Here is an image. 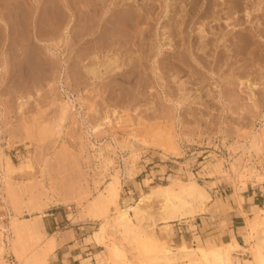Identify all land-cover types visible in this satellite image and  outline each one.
I'll return each mask as SVG.
<instances>
[{
  "label": "rangeland",
  "instance_id": "374dc122",
  "mask_svg": "<svg viewBox=\"0 0 264 264\" xmlns=\"http://www.w3.org/2000/svg\"><path fill=\"white\" fill-rule=\"evenodd\" d=\"M80 1L0 0V264L95 263L99 253L108 264L110 243L98 246L88 239L104 221L113 229L114 206L95 210L91 203L114 178L117 208H123L158 185L191 175L210 195L205 210L166 231L155 218L154 234L170 236L172 248L194 246V236L211 237L214 245L231 236L245 245L246 220L264 208V0H209L213 9L207 12L191 10L192 0H106L96 6L95 0ZM118 3L133 10L150 3L151 13L135 26L126 16L130 12L118 7L112 25L103 28L96 21L102 11L112 15ZM202 35L218 39L205 56L196 49ZM64 102L70 104L65 118ZM5 161L15 171L7 173ZM159 206L153 199L141 209L156 217ZM41 213L36 235L31 224ZM53 236L56 247L49 253L44 247ZM116 239L125 246L124 262L143 261L135 244ZM247 259L237 254L234 264Z\"/></svg>",
  "mask_w": 264,
  "mask_h": 264
},
{
  "label": "bare ground",
  "instance_id": "6f19581e",
  "mask_svg": "<svg viewBox=\"0 0 264 264\" xmlns=\"http://www.w3.org/2000/svg\"><path fill=\"white\" fill-rule=\"evenodd\" d=\"M41 1V0H40ZM71 1V0H70ZM85 1V0H84ZM83 0H81L80 2H84ZM90 1V0H89ZM94 1V0H92ZM104 1L106 0H95V3L93 2V5L95 4H103ZM146 1V0H145ZM180 0H175V3L179 2ZM183 1V0H182ZM186 1V0H185ZM188 1V0H187ZM186 1V2H187ZM199 1L200 0H192L188 1L190 5V9H196L197 12H200V9H203V12H207L208 10H210L211 8L213 9V6L211 5V2L209 0L205 1L202 3V5H205V7L203 8L202 5H199ZM214 1V0H213ZM19 2V1H18ZM31 2V1H30ZM46 2V1H45ZM78 2V1H77ZM75 2V3H77ZM91 2V1H90ZM89 2V5H90ZM117 2V1H116ZM130 2V1H128ZM135 2V1H134ZM137 2V1H136ZM142 2V1H141ZM148 2V1H147ZM172 2V1H171ZM187 2V3H188ZM216 2V1H215ZM7 3V1H6ZM16 3V2H15ZM23 3V2H21ZM160 3V2H159ZM181 3V2H180ZM220 3V2H219ZM237 3V2H236ZM2 4V3H1ZM0 4V5H1ZM14 4V3H13ZM19 4V3H18ZM51 4V3H50ZM79 4V3H78ZM86 3H84L85 5ZM92 4V3H91ZM123 4V3H122ZM132 4V3H131ZM150 3H145L146 6H148L147 8H144V6L138 7L136 9L133 10V8L131 7V5H128L126 3H124L123 5L121 4H115L114 7H112L113 9H111V13L112 15H106L107 11L103 12L101 14V21H96L98 22L99 25H101L102 27H108V25H110V23H112V20H110L112 17H116L119 14V10H124V12H130L131 16H128L130 21L134 22V25L137 26L138 23H140V21L144 18L147 17V15H149L151 13L150 9ZM170 4V3H169ZM215 4V3H214ZM213 4V5H214ZM217 4V3H216ZM4 5V4H3ZM12 5V4H10ZM16 5V4H15ZM33 5V4H32ZM91 5V6H93ZM139 5V4H138ZM14 6V5H13ZM18 6V5H17ZM34 6V5H33ZM51 6V5H50ZM59 6V5H58ZM74 6V5H73ZM88 6V5H87ZM90 6V7H91ZM145 6V7H146ZM153 6V5H152ZM15 7V6H14ZM25 7V6H24ZM31 7V5H30ZM46 7V6H45ZM54 8V6H52ZM71 7V6H70ZM98 7V6H97ZM119 7V8H118ZM136 7V6H135ZM18 8V7H17ZM21 8V7H20ZM32 8V7H31ZM47 8V7H46ZM51 8V7H50ZM60 8V6H59ZM58 8V9H59ZM92 8V7H91ZM96 8V7H95ZM100 9V6L98 7ZM97 8V10H98ZM115 8V9H114ZM118 8V9H116ZM178 8V7H177ZM188 8V7H187ZM24 9V8H23ZM48 9V8H47ZM62 9V8H61ZM69 9V8H68ZM71 9V8H70ZM155 9V8H154ZM184 9V8H183ZM1 10V8H0ZM25 10V9H24ZM82 10V9H81ZM89 10V9H88ZM102 10V9H101ZM118 10V11H117ZM133 12H132V11ZM136 10V11H135ZM152 10V9H151ZM156 10V9H155ZM161 10V9H160ZM163 10V9H162ZM179 10V8L177 9ZM186 10V9H185ZM31 11V10H30ZM34 11V9H33ZM36 11V10H35ZM48 11V10H47ZM50 11V10H49ZM48 11V12H49ZM74 11V10H73ZM96 11V10H95ZM150 11V13H149ZM174 11V10H173ZM172 11V12H173ZM190 11V10H189ZM187 11V12H189ZM195 11V10H194ZM218 11V10H217ZM6 12V11H5ZM56 12V10H55ZM60 12V10H59ZM72 12V10H71ZM81 12V11H80ZM118 12V14H117ZM122 12V13H124ZM132 12V13H131ZM161 12V11H160ZM170 12V11H169ZM14 13V12H13ZM52 13V12H51ZM54 13V12H53ZM61 13V12H60ZM84 13V12H83ZM91 13V12H90ZM134 13V14H133ZM149 13V14H148ZM191 13V12H190ZM194 13V12H192ZM209 13V12H208ZM217 13V12H216ZM2 14V13H0ZM5 14V13H4ZM21 14V13H20ZM25 14V13H24ZM28 14V13H27ZM58 14V13H57ZM77 14V13H76ZM88 14V13H87ZM161 14V13H160ZM13 15V14H12ZM19 15V14H18ZM45 15V14H44ZM43 15V16H44ZM48 15V14H47ZM53 15V14H52ZM63 16V14H60ZM74 15V14H73ZM80 15V14H79ZM98 15V14H97ZM174 15V13H173ZM172 15V16H173ZM175 15H178V12L175 11ZM57 16V15H56ZM61 16V17H62ZM77 16V15H76ZM88 16V15H87ZM154 16V15H153ZM194 16V15H193ZM200 16V14H199ZM204 16V15H203ZM15 17V16H14ZM21 17V16H20ZM51 17V16H50ZM60 17V18H61ZM65 17V16H64ZM84 17V16H83ZM100 17V16H99ZM125 17V16H124ZM149 17V16H148ZM152 17V16H151ZM187 17V16H186ZM202 17V15H201ZM7 18V17H6ZM12 18V17H11ZM31 18V17H30ZM35 18V17H34ZM53 18V17H52ZM79 18V17H78ZM94 18V17H93ZM123 18V17H122ZM171 18V17H169ZM176 18V17H175ZM178 18V17H177ZM189 18V17H188ZM199 18V17H198ZM28 19V18H27ZM55 19V17H54ZM53 19V20H54ZM70 19V18H69ZM87 19V18H86ZM85 19V20H86ZM118 19V18H117ZM120 20H123L121 18H119ZM156 19V18H155ZM183 19V18H182ZM56 20V19H55ZM66 20V19H65ZM88 20V19H87ZM125 20V19H124ZM189 20V19H187ZM9 21V20H8ZM28 21V20H26ZM43 21V20H42ZM90 21V20H89ZM116 21V20H115ZM128 21V19H127ZM126 21V22H127ZM182 21V20H181ZM92 22V20H91ZM101 22V23H100ZM119 23H121L120 21H118ZM124 22V21H123ZM125 22V23H126ZM129 22V21H128ZM179 22V21H178ZM183 22V21H182ZM30 23V22H29ZM39 23V22H38ZM58 23V22H56ZM76 23H80V22H76ZM75 23V24H76ZM85 23V22H84ZM83 23V24H84ZM115 23V22H114ZM148 23V22H147ZM164 23V22H163ZM180 23V22H179ZM8 24V23H7ZM17 24V23H16ZM23 24V23H22ZM36 24V23H35ZM45 24V23H44ZM82 24V23H81ZM133 24V23H132ZM167 24V23H166ZM177 24V23H176ZM188 24V23H187ZM1 25V24H0ZM47 25V24H45ZM50 25V24H48ZM79 25V24H77ZM92 25V24H91ZM112 25V24H111ZM110 25V26H111ZM146 25V24H145ZM155 25V24H154ZM165 25V24H164ZM27 26V25H26ZM85 26V25H83ZM98 26V25H97ZM149 26V25H148ZM167 26V25H166ZM169 26V25H168ZM175 26V25H174ZM202 26V25H201ZM44 27V26H42ZM49 26H47L48 28ZM82 27V26H81ZM87 27V26H86ZM101 27V29H103ZM118 27V26H117ZM116 27V28H117ZM123 27V26H122ZM153 27V26H152ZM162 27V26H161ZM17 28V27H16ZM75 28V27H74ZM91 28V27H90ZM115 28V29H116ZM120 28V27H119ZM204 28V27H203ZM9 29V28H8ZM96 29V28H94ZM122 29V28H121ZM127 29V28H126ZM146 29V28H145ZM150 29V28H148ZM147 29V31H148ZM165 29V28H163ZM167 29V27H166ZM165 29V30H166ZM170 29V28H169ZM184 29V28H183ZM12 30V29H11ZM21 30V29H20ZM29 30V29H28ZM49 30V29H48ZM89 30V27H88ZM93 30V29H92ZM98 30V27H97ZM107 30V29H105ZM120 30V29H119ZM118 30V31H119ZM143 30V29H142ZM178 30V29H177ZM200 30V29H199ZM43 31V30H42ZM62 31V30H61ZM80 31V30H79ZM113 31V30H112ZM115 31V30H114ZM173 31V30H172ZM13 32V31H12ZM18 32V31H17ZM37 32V31H36ZM85 32V31H84ZM123 32V31H122ZM154 32V31H153ZM151 32V33H153ZM170 32V31H169ZM168 32V33H169ZM9 33V32H8ZM29 33V32H28ZM40 33V32H38ZM74 33V32H73ZM90 33V32H89ZM93 33V32H92ZM95 33V32H94ZM93 33V34H94ZM121 33V32H120ZM128 33V32H127ZM136 33V31H135ZM162 33V31H161ZM167 33V32H166ZM171 33V32H170ZM186 33V32H185ZM202 34L204 33L203 30L201 32ZM200 33V35H201ZM43 34V33H42ZM80 34V33H79ZM86 34V33H84ZM103 34V33H102ZM107 34V32H106ZM113 34V33H112ZM116 34V33H115ZM114 34V35H115ZM145 34V32H144ZM142 34V35H144ZM4 35V34H3ZM30 35V33L28 34ZM72 35V34H70ZM96 35V34H95ZM111 35V34H110ZM122 35V34H121ZM129 35V34H128ZM127 35V36H128ZM138 35V34H137ZM140 35V34H139ZM146 35V34H145ZM164 35V34H163ZM185 35V34H184ZM199 35V34H198ZM205 35V34H204ZM9 36V35H8ZM81 36V35H80ZM85 36V35H84ZM98 36V35H97ZM130 36V35H129ZM183 36V35H182ZM189 36V35H188ZM40 37V36H39ZM50 37V36H49ZM99 37V36H98ZM112 37V36H111ZM164 37V36H162ZM179 37V36H178ZM197 37V36H196ZM200 37V36H199ZM202 37V41L200 40V42L197 44L195 42V44L189 43L188 45V52H191L192 49L194 48V45L197 44L196 49H198V51H201L204 56L206 53V50L208 52V47L209 46H217L215 45L218 41L217 40H211V39H204L205 36ZM9 38V37H8ZM17 38V36H16ZM26 38V37H25ZM41 38V37H40ZM46 38V36H45ZM55 38V37H54ZM71 38V37H70ZM94 38H96L94 36ZM129 38V37H128ZM127 38V39H128ZM132 38V37H131ZM169 38V37H168ZM166 38V39H168ZM194 38V37H193ZM219 38V37H218ZM13 39V38H11ZM15 39V38H14ZM82 39V38H80ZM88 39V38H87ZM107 39V38H106ZM105 39V40H106ZM111 39V38H110ZM142 39V38H141ZM154 39V38H153ZM163 39V38H162ZM187 39V37H186ZM199 39V38H198ZM21 40V38H20ZM33 40V39H30ZM38 40V39H37ZM40 40V39H39ZM44 40V38L42 39ZM69 40V39H68ZM84 40V39H83ZM90 40V39H89ZM93 40V39H92ZM102 40V39H100ZM104 40V41H105ZM124 40V39H123ZM132 40V39H131ZM137 40V39H136ZM143 40V39H142ZM147 40V39H146ZM152 40V39H151ZM188 40V39H187ZM1 41V40H0ZM24 41V40H23ZM29 41V40H28ZM34 41V40H33ZM122 41V40H121ZM148 41V40H147ZM171 41V40H170ZM199 41V40H198ZM243 41V40H242ZM66 42V41H65ZM93 42V41H92ZM95 42V41H94ZM109 42V41H108ZM114 42V41H113ZM116 42V41H115ZM123 42V41H122ZM126 42V40H125ZM124 42V44H126ZM144 42V41H142ZM197 42V41H196ZM58 43V42H57ZM73 43V41H72ZM85 43V42H84ZM89 43V42H88ZM87 43V44H88ZM149 43V42H148ZM169 43V42H168ZM90 44V43H89ZM94 44V43H93ZM92 44V45H93ZM108 44V43H107ZM71 45V44H69ZM84 45V44H83ZM153 45V44H152ZM227 45V44H225ZM24 46V45H23ZM97 46V45H96ZM99 46V45H98ZM138 47V45H136ZM135 46V47H136ZM141 46V45H140ZM155 46V45H154ZM171 46V45H170ZM169 46V47H170ZM49 47V46H48ZM47 47V48H48ZM63 47V46H62ZM88 47V46H87ZM91 47V46H90ZM95 47V46H94ZM109 47V46H108ZM112 47V46H111ZM129 47V45L127 46ZM164 47V46H163ZM55 48V47H54ZM81 48V47H80ZM104 48V46H103ZM106 48V47H105ZM118 48V46H117ZM153 48V46H152ZM51 49V47H50ZM87 49V48H86ZM97 49V48H96ZM111 49V48H110ZM125 49V48H124ZM146 49V48H145ZM175 49V48H174ZM24 50V49H23ZM93 50V49H92ZM113 50V49H112ZM111 50V51H112ZM120 50V49H119ZM129 50V49H128ZM152 50V49H151ZM179 50V49H178ZM78 51V50H76ZM80 51V50H79ZM96 51V50H95ZM108 51V50H107ZM106 51V52H107ZM126 51V49H125ZM146 51V50H145ZM165 51V50H164ZM174 51V50H173ZM180 51V50H179ZM23 52V51H22ZM63 52V51H62ZM104 52V51H103ZM110 52V51H109ZM152 52V51H150ZM149 52V54H150ZM183 52V50H182ZM200 52V53H201ZM78 53V52H76ZM87 53V52H85ZM95 53V52H94ZM120 53V52H119ZM148 53V52H147ZM154 53V52H153ZM168 53V52H167ZM170 53V52H169ZM178 53V52H177ZM195 54H197L194 51ZM23 54V53H22ZM69 54V53H68ZM83 54V53H82ZM81 54V55H82ZM139 54V53H138ZM144 54V53H143ZM180 54V53H179ZM199 54V52H198ZM222 54V53H221ZM233 54V53H232ZM105 55V54H104ZM123 55V54H122ZM130 55V54H129ZM137 55V54H136ZM168 55V54H166ZM20 56V55H19ZM22 56V55H21ZM74 56V55H73ZM76 56V55H75ZM87 56V55H86ZM94 56V55H93ZM92 56V58H93ZM121 56V55H118ZM165 56V55H164ZM174 56V55H173ZM183 56V54L181 53V57ZM204 56L200 55V56H196V59H201L202 57L204 58ZM221 56V55H220ZM85 57V56H83ZM82 57V58H83ZM90 57V56H89ZM95 57V56H94ZM166 57V56H165ZM171 57V56H170ZM178 57V56H176ZM187 57V56H186ZM217 57V56H216ZM96 58V57H95ZM124 58V57H123ZM146 58V57H145ZM175 58V57H174ZM173 58V59H174ZM138 59V58H137ZM168 59V58H167ZM172 59V57L170 58ZM176 59V58H175ZM188 59V58H187ZM26 60V59H25ZM74 60V59H73ZM90 60V59H89ZM133 60V59H132ZM131 60V62H132ZM135 60V57H134ZM133 60V61H134ZM162 60V59H161ZM179 60V59H178ZM83 61V60H82ZM94 61V60H93ZM124 61V60H123ZM136 61V60H135ZM160 61V60H159ZM168 61V60H167ZM177 61V60H176ZM180 61V60H179ZM183 61V60H182ZM207 61V60H206ZM217 61V60H216ZM223 61V60H222ZM73 62V61H72ZM78 62V60H77ZM88 62V61H86ZM125 62V61H124ZM141 63V61H139ZM162 62V61H161ZM164 62V61H163ZM173 62V60H172ZM96 63V62H95ZM94 63V65H95ZM104 63V62H103ZM119 63V62H118ZM139 63V64H140ZM167 63V62H166ZM171 62H169L170 64ZM185 63V62H184ZM73 64V63H72ZM105 64V63H104ZM108 64H110L108 62ZM107 64V66H108ZM114 64V63H113ZM112 64V65H113ZM117 64V62L115 63V65ZM121 64V63H120ZM160 64V63H159ZM175 64V63H174ZM217 64V62H216ZM69 65V64H68ZM74 65V64H73ZM91 65V63H90ZM103 65V64H102ZM134 65V64H133ZM158 65V64H157ZM168 65V64H167ZM171 65V64H170ZM177 65H179L177 63ZM192 65V64H191ZM190 65V66H191ZM23 66V65H22ZM21 66V67H22ZM25 66V65H24ZM100 66V65H99ZM104 66V65H103ZM119 66V65H118ZM117 66V67H118ZM131 66V65H129ZM181 66V65H180ZM179 66V67H180ZM187 66V65H186ZM19 67V68H21ZM38 67V66H37ZM78 67V66H77ZM91 67V66H90ZM102 67V66H101ZM106 67V66H105ZM114 67V65H113ZM116 67V66H115ZM134 67V66H133ZM140 67V66H139ZM148 67V66H147ZM169 67V66H168ZM173 67V64H172ZM175 67V66H174ZM192 67V66H191ZM217 67V66H216ZM27 68V67H26ZM82 68V67H81ZM96 68V66L94 67ZM94 68H88V72L89 74H92L94 76L97 75L98 71ZM112 68V67H111ZM125 68V67H124ZM127 68V66H126ZM125 68V69H126ZM135 68V67H134ZM143 68V66H142ZM182 68V67H180ZM196 68V67H195ZM67 69V67H66ZM72 69V68H71ZM85 69V68H83ZM116 69V68H115ZM137 69V68H136ZM144 69V68H143ZM142 69V70H143ZM188 69V68H187ZM215 69V68H214ZM18 70V69H17ZM28 70V69H27ZM107 70V69H106ZM111 70V69H110ZM124 70V69H123ZM145 70V69H144ZM154 70V69H153ZM164 70V69H163ZM166 70V69H165ZM186 70V69H185ZM194 70V69H193ZM21 71V70H20ZM77 71V70H76ZM155 71V70H154ZM176 72L180 73L181 70L177 67L175 68ZM74 72V71H73ZM103 72V71H102ZM115 72V71H114ZM137 72V70H136ZM142 72V71H141ZM166 72V71H165ZM197 72V71H196ZM28 73V72H27ZM68 73V72H67ZM80 73V71H79ZM110 73V72H109ZM120 73V71H119ZM145 73V72H144ZM141 74V75H144ZM155 73V72H154ZM22 74V73H20ZM81 74V73H80ZM115 74V73H114ZM123 74V73H122ZM132 74V73H131ZM147 74V73H146ZM200 74V73H199ZM108 75V74H107ZM195 75V74H194ZM18 76V75H17ZM69 76V74H68ZM109 76V75H108ZM107 76V77H108ZM160 76V75H159ZM76 77V76H75ZM78 77V76H77ZM82 77V76H81ZM111 77V76H110ZM114 77V76H112ZM128 77V76H127ZM138 77V76H137ZM148 77V76H147ZM177 77V76H176ZM181 77V76H180ZM195 77V76H194ZM203 77V76H202ZM26 78V77H25ZM92 78V77H91ZM123 78V77H122ZM134 78V77H133ZM136 78V77H135ZM143 78V77H142ZM151 78V76H150ZM190 78V77H189ZM80 79V78H79ZM78 79V80H79ZM103 79V78H102ZM121 79V78H120ZM118 79V80H120ZM174 79V78H173ZM198 79V78H197ZM131 80V79H130ZM141 80H145V79H141ZM117 81V80H116ZM121 81V80H120ZM137 81V80H136ZM147 81V80H146ZM81 82V81H80ZM112 82V81H111ZM124 82V81H123ZM198 82V81H197ZM132 83V82H131ZM141 83V82H140ZM186 83V82H185ZM86 84V82L84 83ZM115 84V83H114ZM133 84V83H132ZM147 84V82H146ZM250 84V83H249ZM112 85V84H111ZM179 85V84H178ZM247 85V84H245ZM114 86V85H113ZM141 86V85H140ZM251 86V85H249ZM254 86V85H253ZM181 87V86H180ZM116 88V87H114ZM251 88V87H250ZM112 89V88H111ZM107 90V89H106ZM113 90V89H112ZM115 90V89H114ZM210 90V89H209ZM208 90V92H209ZM138 91V90H136ZM102 92V91H101ZM106 92V91H105ZM128 92V91H127ZM113 93V91H112ZM133 94V93H132ZM117 95V94H116ZM111 96V94H110ZM252 96V95H251ZM27 97V96H26ZM115 97V96H114ZM134 97V96H133ZM30 98V97H29ZM28 99V98H27ZM25 100V99H24ZM27 102V101H26ZM21 105V104H20ZM110 105V104H109ZM116 105V104H115ZM91 106V105H90ZM62 111H60V113L62 114L63 118L66 117L68 109L70 108V104L68 102H64L62 105ZM93 107V104H92ZM110 107V106H109ZM112 107V106H111ZM96 108V107H95ZM89 110V109H88ZM92 110V109H90ZM94 111V110H93ZM115 114V110L113 112ZM107 118V116H105ZM62 118V119H63ZM61 120V119H60ZM104 120V119H103ZM62 121V120H61ZM108 122V121H107ZM110 123V122H108ZM103 125V124H102ZM57 126V125H56ZM60 129V128H59ZM57 129V130H59ZM59 132V131H58ZM54 133V132H53ZM159 138V137H158ZM156 140V139H155ZM159 140V139H158ZM119 142V141H118ZM121 142V141H120ZM120 144V143H119ZM109 160V159H106ZM6 164V171L7 173H11L14 170L13 166H11L8 161H5ZM107 163V162H106ZM105 163V164H106ZM109 164V163H108ZM132 172V171H131ZM179 176V175H178ZM114 178V177H113ZM262 179V177H261ZM119 180L117 178H114L113 181H111L105 192H102L97 197L94 198V201L91 203L92 206L95 207H102L104 208L105 206L109 207V206H114V209L116 210L115 214L112 217L111 220V224L113 229L110 228L108 221H104L102 222L98 228L95 230V232L93 233V238L95 240V242L97 243V245H102L105 244L106 241H108L110 244V253L108 254V258L107 260H109L108 264H133V262L131 260H128L127 262H124V259L126 258V250H125V246L122 245V242L117 241L116 239V235H119L122 241H127L129 243H133L136 245V252L140 255H143L144 259L143 261H140V264H234V260L236 259L237 254L242 253L243 255H247L248 259L246 260L248 264H264V208H260V211H256L254 212V217L252 219V221L246 220V225H245V234H246V244L245 245H241L239 242H235L234 240H232L231 238H229L227 241L225 240L223 243L221 244H217L215 246H211L208 247L203 240L199 237V236H194V246L192 247H188L184 242L181 243L179 246H174L175 248H172L170 246H168V240L170 241V236L164 239H160L158 236H156L154 234V226L156 225L155 222V218H157V221H160V223H163V229H170L173 226V223H178V222H189L188 220H194L195 215L198 211H204L205 210V204L209 201L210 199V195L208 193V191L205 189V187L200 186L197 181L195 180L194 177H192L191 175H189L188 180L187 181H183L181 179H172L170 181L169 184L167 185H158L157 187L151 189V191H149V193L147 194H142L140 199L134 204V205H127V206H123V208H117V200L119 197ZM237 194V193H236ZM235 194V195H236ZM129 197V196H128ZM153 199H156L157 201L160 202V206L159 209L156 213V217L154 215H151L148 211H142L141 209V205L144 204L145 202H150ZM252 200V198H251ZM131 201V200H130ZM125 202V201H124ZM123 202V203H124ZM133 202V201H131ZM125 204V203H124ZM228 204V203H227ZM227 204H225L223 202L222 205H220L222 208H226ZM144 206V205H143ZM228 207V206H227ZM93 209V208H91ZM100 208H98L99 210ZM99 213V212H98ZM100 214V213H99ZM98 214V215H99ZM132 214L134 216H132ZM245 216V215H244ZM42 218V213L41 215L38 216V222H35L31 225H33V228L36 229V235L40 234V230L39 227L36 226V224H40V220ZM246 218V217H245ZM247 219V218H246ZM136 220V222H135ZM146 220H150V224L149 225H142V222L146 221ZM14 225L17 224V219L15 218L14 220ZM24 229H27V225L24 224L23 225ZM29 227V226H28ZM17 228V227H16ZM31 227H29L27 230H30ZM0 236H2V234L0 233ZM39 236V235H38ZM17 241L19 242L20 239V232H18L17 234ZM36 237V236H35ZM131 238V239H130ZM116 239V240H115ZM50 242L48 244V247H44L47 248V252L52 253V251L54 250V248L56 247L55 245V241H54V236L51 237V239L49 238ZM1 241V240H0ZM184 241V240H183ZM47 243V242H46ZM108 244V243H106ZM85 245V244H84ZM40 249V247H39ZM43 249V247L41 248ZM37 251V250H36ZM45 251V250H44ZM109 251V250H108ZM23 253V252H22ZM35 253V252H34ZM45 254V253H44ZM41 255V254H40ZM20 256V255H19ZM49 256V255H48ZM24 257V256H22ZM27 257V256H26ZM34 257V256H33ZM47 257V254H46ZM240 257V256H239ZM18 258V257H17ZM37 258V257H35ZM20 259V258H19ZM18 259V260H19ZM28 258H26L27 260ZM35 260V259H34ZM39 260V259H37ZM44 260V259H43ZM104 260V259H103ZM106 261V260H105ZM126 261V260H125ZM21 262V261H19ZM32 262V261H31ZM103 261H96L95 264H102ZM44 263V262H43ZM104 263V262H103ZM34 264V263H33ZM238 264V263H237Z\"/></svg>",
  "mask_w": 264,
  "mask_h": 264
},
{
  "label": "crops",
  "instance_id": "0c3cea01",
  "mask_svg": "<svg viewBox=\"0 0 264 264\" xmlns=\"http://www.w3.org/2000/svg\"><path fill=\"white\" fill-rule=\"evenodd\" d=\"M96 230V229H95ZM95 232V231H94ZM93 232V233H94ZM231 236H229V238H230ZM214 239H216V237L214 238ZM203 240V242L208 246H215V245H217V244H221L222 242H218L217 244H213L212 243V239H211V237H208L207 239H202ZM88 241H92L95 245H97V243L95 242V240H94V238H93V234L89 237V239H88ZM225 241V240H224ZM98 246H101V245H98ZM57 251H58V248L55 250V252L53 253V256H56V253H57ZM95 258H96V261L98 260V261H103V257H102V255L99 253V254H96L95 255ZM58 260V259H57ZM96 261H95V263H96ZM54 261H52V263H53ZM68 262H67V260H65V259H61V264H67ZM95 263H92V262H90L89 261V259H85V260H82L81 261V264H95Z\"/></svg>",
  "mask_w": 264,
  "mask_h": 264
}]
</instances>
